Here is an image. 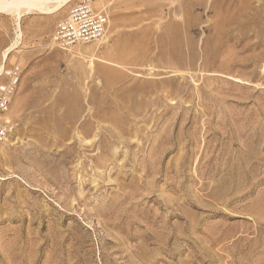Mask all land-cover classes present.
Returning <instances> with one entry per match:
<instances>
[{"label": "rangeland", "instance_id": "obj_1", "mask_svg": "<svg viewBox=\"0 0 264 264\" xmlns=\"http://www.w3.org/2000/svg\"><path fill=\"white\" fill-rule=\"evenodd\" d=\"M81 1L6 62L0 264H264V0H91L106 37L62 50Z\"/></svg>", "mask_w": 264, "mask_h": 264}, {"label": "built area", "instance_id": "obj_2", "mask_svg": "<svg viewBox=\"0 0 264 264\" xmlns=\"http://www.w3.org/2000/svg\"><path fill=\"white\" fill-rule=\"evenodd\" d=\"M109 17L102 11H97L91 5V0H83L75 4L56 27L52 36L54 45L69 51L79 45L98 43L104 40L108 33ZM20 65H13L4 76L6 80L0 83V144L5 142L12 133L13 127L5 120L11 101L22 78Z\"/></svg>", "mask_w": 264, "mask_h": 264}, {"label": "bare ground", "instance_id": "obj_3", "mask_svg": "<svg viewBox=\"0 0 264 264\" xmlns=\"http://www.w3.org/2000/svg\"><path fill=\"white\" fill-rule=\"evenodd\" d=\"M47 1L50 0H33V1L20 0V1H15L17 2L16 4H10L9 0H0V13L4 15L13 16L17 21V28H18L16 40L12 41L13 42L12 45L3 52L0 63V78H2L6 72V62L9 59V56L12 54L13 51H15L19 46H21L20 40L22 38V31L20 30V25H19L21 18L25 14H29L33 11H40V12H46L49 10H51L52 12L58 11L66 7L70 3L75 2L76 0H53L55 2L53 6H49L47 4ZM103 7H105V5H103ZM10 114L11 113L9 114L7 113L5 116L7 122H10L11 120ZM5 142L6 144H8L10 141L7 139ZM5 153L6 152L4 150H0V156L5 157Z\"/></svg>", "mask_w": 264, "mask_h": 264}]
</instances>
